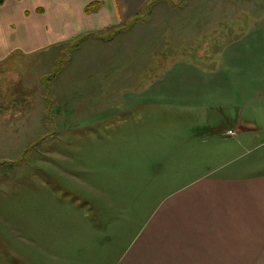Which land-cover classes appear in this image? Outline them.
Masks as SVG:
<instances>
[{
  "label": "rangeland",
  "instance_id": "rangeland-1",
  "mask_svg": "<svg viewBox=\"0 0 264 264\" xmlns=\"http://www.w3.org/2000/svg\"><path fill=\"white\" fill-rule=\"evenodd\" d=\"M253 5L170 0L126 44L0 61V264H151L215 208L218 181L264 173V138L242 130L256 77L220 46L241 40L227 9Z\"/></svg>",
  "mask_w": 264,
  "mask_h": 264
},
{
  "label": "crops",
  "instance_id": "crops-1",
  "mask_svg": "<svg viewBox=\"0 0 264 264\" xmlns=\"http://www.w3.org/2000/svg\"><path fill=\"white\" fill-rule=\"evenodd\" d=\"M152 1L3 0L0 4V61L15 48L35 53L86 34L98 33L109 38L104 34L117 30L108 40L90 35L77 50L93 44L111 46L108 49L120 43L126 44L128 41L117 43L116 39L133 30L140 22L160 15L165 11L159 9L161 4L170 3V0L157 1L146 18L138 20L127 30H121L134 18L141 17ZM243 1H256V6L227 9L228 14H225L227 18L233 17L228 37L235 35L241 40L233 39L220 46L228 49L226 58L229 61L241 60L243 82L256 77L257 89L243 90L246 102L242 113L247 115V122L252 127L242 130L243 133H252L249 139H256L259 143L264 138V0ZM93 2H100L101 8L88 14L85 9ZM167 15L171 16L169 11ZM211 15L218 16V12ZM215 46L209 43L208 50L218 49L219 46ZM254 108L258 109V114L253 112ZM260 162L263 164L264 159ZM225 183L223 185L218 181L215 185V208L206 207L203 212L205 217L196 220V223L183 222L178 239L177 235L172 239L170 234L167 250L162 251L151 264H234V261L235 264H264V173L250 177L236 176ZM188 225H192L194 230L189 231Z\"/></svg>",
  "mask_w": 264,
  "mask_h": 264
},
{
  "label": "trees",
  "instance_id": "trees-1",
  "mask_svg": "<svg viewBox=\"0 0 264 264\" xmlns=\"http://www.w3.org/2000/svg\"><path fill=\"white\" fill-rule=\"evenodd\" d=\"M157 1H160V0H154V1L150 2V3L148 4V6L145 8V10L143 11L141 17L134 18V19L130 22V24H129L128 26L122 28L121 30H127V29H129L130 27H132V25H133L134 23H136L138 20L146 18V17L150 14L151 8L153 7V5H154ZM2 3H3V0H0V4H2ZM100 8H101V3H100V2H93V3H91L90 5H88V6L86 7L85 11L89 14V13H93V12H95V11H99ZM131 23H132V24H131ZM116 31H117V30H116ZM116 31H115V32H111V33L109 34V36H110V37L114 36V34L116 33ZM90 35H95V36H98V37H101V38H103V39H107V40L110 38V37H109V38H108V37H105V36H103V34L101 35V34H98V33H94V34H86L85 36H82L81 38L77 39V41H78L77 43L71 44V45L69 46V49H70L69 51H70V53H71L73 50H77V49L80 47V44L82 43V41H83L86 37H88V36H90ZM60 62H61V60H60ZM55 67H56V66H55ZM61 69H62V66H61V67H58V68L56 67L55 70H53V72H52L50 75H48V76H44V77L42 78V80H43V84H44V90H45V92H46V95H49V93H50V89H51V83H52V81H54L55 79H57V77H58V75L60 74V72H62ZM50 104H51V101L49 100V101H48V105H50Z\"/></svg>",
  "mask_w": 264,
  "mask_h": 264
},
{
  "label": "built area",
  "instance_id": "built-area-1",
  "mask_svg": "<svg viewBox=\"0 0 264 264\" xmlns=\"http://www.w3.org/2000/svg\"><path fill=\"white\" fill-rule=\"evenodd\" d=\"M228 135L231 136V137H235L237 135V132L231 130V131L228 132Z\"/></svg>",
  "mask_w": 264,
  "mask_h": 264
}]
</instances>
